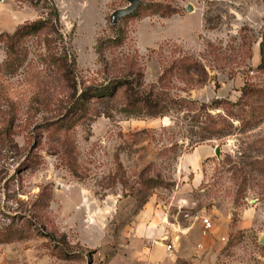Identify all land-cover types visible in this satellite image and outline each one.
Returning a JSON list of instances; mask_svg holds the SVG:
<instances>
[{"label": "rangeland", "instance_id": "1", "mask_svg": "<svg viewBox=\"0 0 264 264\" xmlns=\"http://www.w3.org/2000/svg\"><path fill=\"white\" fill-rule=\"evenodd\" d=\"M51 3L59 24L25 39L19 59L0 43V232L24 238L0 242V264H172L164 247L153 261L161 237H149L166 218L188 230L173 264H264V166L252 164L264 163V111L253 128L237 119L263 101L243 90H264V0H141L116 25L126 0H0V34ZM182 58L205 84L173 72L157 91L184 110L130 116L121 100L73 118L85 89L141 74L148 92ZM208 115L230 135L200 142Z\"/></svg>", "mask_w": 264, "mask_h": 264}, {"label": "trees", "instance_id": "2", "mask_svg": "<svg viewBox=\"0 0 264 264\" xmlns=\"http://www.w3.org/2000/svg\"><path fill=\"white\" fill-rule=\"evenodd\" d=\"M160 7V8H157ZM162 6H155L154 13L159 14L162 12ZM43 8H45L43 6ZM142 8V7H141ZM48 10L47 18L38 19L31 24L24 25L19 27L16 32L12 35L2 33L0 34V43H4L8 50L9 59L17 60L22 53V45L24 40L32 36H37L38 34L53 28V22L59 24L60 14L58 8L54 3H51V6L45 8ZM153 13V15H154ZM173 13H170L168 10H163L160 16L162 18H167L172 16ZM126 40L125 34L122 33L121 37L115 39L114 44L117 47H120ZM106 41H103L101 46H105ZM50 50V46H49ZM100 54V51L98 52ZM260 54H261V64L259 70H264V40L260 44ZM57 62V61H56ZM59 70L61 73L66 74L64 67L60 66ZM179 73L183 76V81L186 83H194V85H204L207 81V72L205 68L197 60L182 58L180 61L173 63L168 70H166L162 77L159 79V86L152 88L151 91H145V84L143 81V75L139 74L138 80H130V77L125 79H116L115 81H109L108 84H102L99 87H91L85 89L81 94L80 100L78 102L79 106L75 107L73 111V118L83 117L90 112L89 107L92 103H98L100 105L109 106L113 102H122V111L130 116L144 115L149 118H157L160 116H165L171 111H182L184 110L186 104H189V101L186 100H165L167 95H164V91L158 92V89L163 90L164 82L167 80V77L170 73ZM156 91V92H155ZM245 97L257 96L263 101L260 103V106L251 107V111H242L239 121L243 124H248V129L253 128V124L256 118H253L255 113L261 114L264 111V90L259 91L253 89L252 91L244 88L243 90ZM163 93V94H162ZM77 104V105H78ZM215 108V107H214ZM250 113L253 115L251 116ZM230 117V116H229ZM210 123H207V126L203 129L205 136H203L200 142L211 140V137H227L230 135V130L233 126L227 124V120L224 118H213L208 115ZM252 118V120H251ZM251 121V122H250ZM252 123V126H250ZM209 135V136H208ZM255 168H262L264 166L263 161L256 160L252 162ZM8 231H11L10 228H7L4 233L0 232V242L1 243H10L16 241H23L24 238L21 236L18 239H14L8 234ZM50 237V236H49Z\"/></svg>", "mask_w": 264, "mask_h": 264}, {"label": "built area", "instance_id": "3", "mask_svg": "<svg viewBox=\"0 0 264 264\" xmlns=\"http://www.w3.org/2000/svg\"><path fill=\"white\" fill-rule=\"evenodd\" d=\"M187 218L189 216H186ZM166 226L168 227L169 234L166 235L161 241V245L166 248L169 253L170 257H173L174 252L176 250V246L180 241L179 235L180 230H176L174 225L169 221L168 218L164 219ZM202 226H203V236L207 237V235L211 234L212 232V223L209 219L203 218L202 219ZM201 246V245H200Z\"/></svg>", "mask_w": 264, "mask_h": 264}, {"label": "water", "instance_id": "4", "mask_svg": "<svg viewBox=\"0 0 264 264\" xmlns=\"http://www.w3.org/2000/svg\"><path fill=\"white\" fill-rule=\"evenodd\" d=\"M128 3V6L123 8V9H119L117 11H115L110 20H111V24L112 25H116L118 22H120L121 20H123L124 18L132 15L133 13H135L141 5V0H126ZM193 8L189 7V11H192ZM217 155L219 153V150L216 151ZM260 243L264 245V233L260 238Z\"/></svg>", "mask_w": 264, "mask_h": 264}, {"label": "crops", "instance_id": "5", "mask_svg": "<svg viewBox=\"0 0 264 264\" xmlns=\"http://www.w3.org/2000/svg\"><path fill=\"white\" fill-rule=\"evenodd\" d=\"M184 169V168H183ZM187 169V171L189 170L190 171V169H191V171L190 172H193V173H198V171H199V169L200 168H186ZM171 222V221H170ZM172 223V222H171ZM173 225H174V227H175V229L176 230H180V231H182L183 233L185 232V233H187L188 232V230L186 229V228H182L180 225H178V224H175V223H172ZM183 229V230H182ZM179 231V232H180ZM150 234V233H149ZM160 235L159 237H161V240L166 236V235H168L169 234V231H168V227L167 226H165V229H163V228H161L160 230H158L157 231V233H156V230L155 231H153V232H151V234H150V238L151 237H153V236H155V235ZM184 235V234H183ZM201 237H202V241H204L205 242V240L208 238H205L203 235H201ZM163 253H164V248H163V246H158V247H154V249H153V252H152V259H153V261H155L156 260V258L158 257V256H163ZM174 256V255H173ZM176 259H177V257H175ZM172 260H174V257L172 258L171 257V259H170V261L172 262V264H173V261ZM196 264H198V263H196Z\"/></svg>", "mask_w": 264, "mask_h": 264}]
</instances>
